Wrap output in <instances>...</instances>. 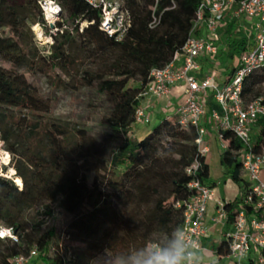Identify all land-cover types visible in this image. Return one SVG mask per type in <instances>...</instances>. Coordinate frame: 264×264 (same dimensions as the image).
<instances>
[{"label": "trees", "instance_id": "trees-1", "mask_svg": "<svg viewBox=\"0 0 264 264\" xmlns=\"http://www.w3.org/2000/svg\"><path fill=\"white\" fill-rule=\"evenodd\" d=\"M56 1L62 6V31L53 36L48 55L30 62V71L37 75L59 69L75 89H92L100 100L101 119L108 134L101 142L85 130L72 131L45 120L51 104L18 71L26 63L17 41L25 21V5L39 9L32 17L28 15V20L33 24L44 22L38 0H0V54L14 65L13 69L0 66V137L14 155L17 149L10 141L15 134L4 128L12 122L14 130L25 134L19 141L28 145L22 154L27 167L17 168L25 188L18 190L14 184L0 183V223L14 226L21 241L17 245L0 239V264H10L12 257L28 255L33 248L38 251L34 263L74 264L66 258L56 226L43 232L19 210L31 204L33 188L42 189L50 202L61 204L68 216L64 234L88 246L89 253H100L102 245L121 264H149L158 258L156 245L163 256H170L178 264L182 204L192 195V177L186 169L199 160V179L207 183L210 178L206 157L198 155L199 134L195 127H182L169 116L160 118L161 122L142 139H133L130 133L151 71L169 64L191 37H202L206 31L204 23L195 28L204 0H123L122 9L128 13L130 26L122 38L101 30L100 12L85 0ZM242 19L229 10L216 31L224 39L221 49H226L227 69L236 67L251 39L241 29ZM83 23L87 25L82 28ZM206 63L208 59L201 60L203 67ZM262 81L264 67L246 78L242 91L246 102L256 98L264 101L258 88ZM211 98L212 94L206 100L208 117L215 107ZM8 109L12 110L10 114ZM253 134V151L264 153V120L257 123ZM224 137L229 148L221 154L220 164L242 193L225 204L230 224L241 210L248 184L235 155L242 144L230 131H225ZM45 142L48 161L42 158ZM94 190L99 197L90 202L88 196ZM5 201L15 207L13 212L6 209ZM227 252L226 239L217 247V254L222 257ZM246 264L254 262L249 259Z\"/></svg>", "mask_w": 264, "mask_h": 264}, {"label": "built area", "instance_id": "built-area-1", "mask_svg": "<svg viewBox=\"0 0 264 264\" xmlns=\"http://www.w3.org/2000/svg\"><path fill=\"white\" fill-rule=\"evenodd\" d=\"M100 12V28L110 36L122 38L129 30L130 22L120 0H85ZM44 22L36 24V33L43 37L49 34V43L60 29L62 6L56 0H38ZM232 10L236 18L245 17L252 20L251 38L238 64L222 73L223 80L216 81L215 75L206 73L202 59L214 58L217 54L216 38L213 37L223 23L224 15ZM205 25L206 37H191L185 46L175 54L172 61L162 68L151 71L150 82L141 94V104L136 109V124L151 123V110L155 102L168 100L172 89L184 84V100L178 108V123L182 127L193 126L199 138L198 155L206 157L210 148L206 144L207 127L205 125L206 100L209 92L215 100V107L210 114L220 149L229 148V141L224 132L230 131L242 144V149L235 152L248 184L243 197L241 210L234 217L231 232L227 234L228 252L222 257L226 264H246L251 259L254 264H264V153L253 151L252 134L254 127L264 120L263 98L246 102L242 96L244 82L254 72L264 67V0H204L199 7L195 28ZM87 25V23H85ZM66 27V26H65ZM181 61L180 66L176 65ZM146 102V106L142 103ZM4 147V143L2 147ZM200 162L196 160L186 169L192 177L189 188L192 195L182 205L184 223L177 234L180 244L178 264H205L198 255L202 251V239L208 233L206 218L208 205L214 199V188L201 182L198 177ZM178 206H181L179 203ZM215 225L225 226L229 214L225 204L218 202L217 215L212 218ZM0 239L12 244L21 243L18 230L14 226H0ZM158 258L163 257L159 248ZM38 255L33 248L28 255L12 257L10 264H29Z\"/></svg>", "mask_w": 264, "mask_h": 264}, {"label": "rangeland", "instance_id": "rangeland-1", "mask_svg": "<svg viewBox=\"0 0 264 264\" xmlns=\"http://www.w3.org/2000/svg\"><path fill=\"white\" fill-rule=\"evenodd\" d=\"M120 1L121 3H123V0ZM24 10L25 21L19 32L17 41L19 42L24 55L26 56V63L24 62V64L18 68V71L25 74L28 80L38 87L40 95L51 104V111L45 120H48L49 123L60 125L72 131L85 130L97 136L102 142V139L106 138L105 136L108 134V131L103 125L101 119L103 110L100 107V100L92 89H75L73 85L71 86V79H69V77H67L59 69H50L46 71V73L37 75L33 74L30 71V62L33 59L35 60L39 56L48 55L50 53L52 44L49 43V34H46L43 37L38 36L36 33V24H33L30 20L27 19L28 15L32 17V13L38 12L39 9L35 8L33 5L30 6L28 4L25 5ZM63 17H65V15ZM241 19V29L243 31H245L246 29L247 32L250 33L252 31V20L245 17H241ZM68 26L72 27L73 24L68 21ZM84 26L85 23L81 25L82 28ZM213 37L216 38L215 44L217 46V54L214 58L212 57L208 60V65H205V67L207 68V73H213L215 75L216 81L220 82L223 80L222 73L227 70V64H225L224 56V52L226 51V49H221L223 48L221 43L224 42V39H221V36H219L217 32ZM79 55L83 58L86 57V54L81 52H79ZM0 66L7 69L14 68V65L8 62L1 54ZM84 68V65L81 66V71ZM228 68L232 69L233 67L230 65L228 66ZM66 87H70V90H68ZM258 88L261 90L264 96V81H262L258 85ZM160 102L162 101L155 102L153 105V109L150 111L152 119L151 123L147 125L136 124L134 126V130L130 133L131 138L142 139L146 137L152 131V129L161 122L160 118H164L165 113H163V109L161 108V104L163 102ZM172 102L174 104V110L171 111L169 115L173 120H177L178 108L180 107V104L177 101ZM164 104L167 103L164 102L163 105ZM8 110L10 114L12 110ZM14 114L18 116L16 111L14 112ZM4 128L6 130H13L12 132L13 134H15V137L13 136L10 144H12L17 149V152L13 155L11 152L7 151L5 142L0 137L2 143H4V147L2 148L3 163L2 161H0V183L2 181H5L6 183L14 184V186L18 190H23L26 186V183L22 177L17 175V168L19 167L24 170L27 167L22 154L25 153L24 151L26 150L28 145L24 142L19 141V139L21 140L24 138L25 134H19L18 131L14 130L15 128L12 122H7ZM214 132L216 133V131ZM256 132H259L258 128ZM253 135L254 134H252V136ZM217 141V139H214L213 142L210 143L211 153L207 155V161L211 169L212 178L218 181V184L216 186L217 192L219 195H221L222 192L227 191V189L230 188V184L227 187L224 181H228V183L230 182L229 180H227L229 178H227V176L222 173L221 170L219 153L221 149L219 148ZM17 142H20V145H18ZM43 147L45 148V150L42 154V158L45 161H48L50 156L47 150L48 145L46 144V142L44 143ZM262 177L264 179V171L262 172ZM19 179L21 181V184L16 181ZM92 179L93 175H90L89 184H91ZM29 182L30 181H28V183ZM31 194V204L19 208V210H22L24 212L30 224H35V226L39 225L38 228L43 232L51 226H56L58 233L61 235L60 242L66 252V258L68 261L74 264H121L115 258H113L102 245L100 253L91 254L89 253L88 246H86L84 243L69 239V237L64 234L65 224L68 216L65 210L61 207V204L58 201L50 202L49 200H47L44 195V191L40 188H33ZM98 197V190H94L89 194L88 201L93 202ZM6 204L8 205L6 209L13 212L15 207H13L12 204H10V202L8 201L6 202ZM137 211L138 209H136V212ZM0 224L6 225L2 222ZM34 260L35 259H32L29 264H37L34 263Z\"/></svg>", "mask_w": 264, "mask_h": 264}, {"label": "crops", "instance_id": "crops-1", "mask_svg": "<svg viewBox=\"0 0 264 264\" xmlns=\"http://www.w3.org/2000/svg\"><path fill=\"white\" fill-rule=\"evenodd\" d=\"M207 36V32L204 30V33L202 35V37H206ZM182 64V62L179 60L176 62L177 66H180ZM206 65H208V63H206ZM204 71H206L207 73V68L204 67ZM184 88L185 85L184 84H178L177 86H175L172 89L171 95L169 97L168 100H161L163 103H167L164 104L162 102L161 108L163 109V113H165V117L169 116V113L171 111H173V102L172 101H177L180 105L183 103L184 100ZM211 95V93L209 92L207 98H209V96ZM212 104L215 103V100L211 98L210 101ZM143 106H146V102L144 101L142 103ZM210 117L205 116V125L207 127V138H206V144L208 145V147L210 148V143L213 142L214 139L216 138V133L215 128L212 124V122H210ZM134 130V129H133ZM217 144L220 148V144L217 141ZM220 150V149H219ZM211 153V148H210V152ZM208 153V154H209ZM220 156L222 154V151H219ZM207 154V155H208ZM206 161H207V156H206ZM208 163V161H207ZM209 165V164H208ZM222 173H224L226 175V171L221 167ZM209 172H210V178L208 180V182L206 184H208L209 186H213L212 188H214V199L209 203L208 205V212H207V218H206V225L208 227V233L206 234L205 237H203L202 239V246L203 249L202 251H200L198 253V255L203 259L205 264H226L223 260H221L217 254V247L227 239V234L231 232V224H227L225 226H220V225H215L212 221V218L215 217L217 215V208H218V202H222L223 204L226 203H231L233 200H235L236 198H239L242 196V193L240 191V188L230 179V177H228L227 175V180H229L230 183H228V181H224L225 185H229V189H227V191H224L221 193V195L218 194L217 192V180H215L214 178H212L211 176V169L209 166ZM215 184V185H214Z\"/></svg>", "mask_w": 264, "mask_h": 264}, {"label": "clouds", "instance_id": "clouds-1", "mask_svg": "<svg viewBox=\"0 0 264 264\" xmlns=\"http://www.w3.org/2000/svg\"><path fill=\"white\" fill-rule=\"evenodd\" d=\"M149 264H175V260L170 256H163L157 258L154 262L150 261Z\"/></svg>", "mask_w": 264, "mask_h": 264}, {"label": "bare ground", "instance_id": "bare-ground-1", "mask_svg": "<svg viewBox=\"0 0 264 264\" xmlns=\"http://www.w3.org/2000/svg\"><path fill=\"white\" fill-rule=\"evenodd\" d=\"M2 141H1V139H0V161H2V163H3V155H2ZM8 157H9V154H8ZM7 161H8V158H7ZM7 163V162H6ZM12 173H14V172H12ZM19 184H21V181H20V179L19 180H16Z\"/></svg>", "mask_w": 264, "mask_h": 264}, {"label": "snow or ice", "instance_id": "snow-or-ice-1", "mask_svg": "<svg viewBox=\"0 0 264 264\" xmlns=\"http://www.w3.org/2000/svg\"><path fill=\"white\" fill-rule=\"evenodd\" d=\"M3 233H0V235H2Z\"/></svg>", "mask_w": 264, "mask_h": 264}]
</instances>
